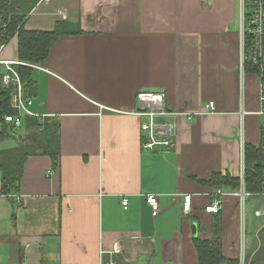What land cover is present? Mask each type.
I'll list each match as a JSON object with an SVG mask.
<instances>
[{
	"label": "crops",
	"instance_id": "0c3cea01",
	"mask_svg": "<svg viewBox=\"0 0 264 264\" xmlns=\"http://www.w3.org/2000/svg\"><path fill=\"white\" fill-rule=\"evenodd\" d=\"M239 11V0L37 5L25 30L53 31L67 21L80 32L56 41L32 68L26 110L60 122L61 157L58 168L47 156L31 157L11 198L0 173V264H198L194 240L213 238L215 217L205 207L215 192L196 179L240 177L243 145L262 143L254 78L241 97ZM2 57L19 61L17 33ZM5 74L0 66V86ZM140 92L165 95L169 115L156 123L170 129V151L143 149L146 119L127 114L141 109ZM209 102L216 114L205 113ZM223 193V254L237 259L241 198ZM147 195L159 199L157 217Z\"/></svg>",
	"mask_w": 264,
	"mask_h": 264
},
{
	"label": "trees",
	"instance_id": "16d2710c",
	"mask_svg": "<svg viewBox=\"0 0 264 264\" xmlns=\"http://www.w3.org/2000/svg\"><path fill=\"white\" fill-rule=\"evenodd\" d=\"M41 0H0V11L9 23V34L12 39L18 35L19 61L38 65L45 62L53 44L60 38L73 36L80 32L79 28L67 21H60L53 31H28L25 24L28 15L37 7ZM17 71L24 86V92L29 97L33 88L34 69L30 66H19ZM246 71L252 72L251 66ZM17 89L13 85L0 86V143L14 141L15 147L0 149V173L2 193L12 197L20 192L26 162L31 157L47 156L54 168L59 167L61 157L60 122L55 118L38 119L26 117L22 128L17 129L5 120L6 116H17L12 107L13 97ZM24 130V134L20 131ZM264 149L252 145L244 147V179L232 177L229 174L213 173L207 180L196 179L205 187L225 191L240 192L242 186L248 197H257L264 205V198L259 195L263 191L264 180ZM246 201V199H245ZM221 213L214 215L213 238L194 240L198 254V264H241L240 258L227 259L223 254L222 218ZM258 240L263 245L258 247ZM251 245V247H249ZM249 248V252H248ZM244 264H264V225L255 241L248 243Z\"/></svg>",
	"mask_w": 264,
	"mask_h": 264
},
{
	"label": "built area",
	"instance_id": "2783aa9c",
	"mask_svg": "<svg viewBox=\"0 0 264 264\" xmlns=\"http://www.w3.org/2000/svg\"><path fill=\"white\" fill-rule=\"evenodd\" d=\"M50 2V0H41V2ZM240 7V86L241 94L244 99L247 76L254 78L258 87V111L256 115L262 120L261 137L264 149V0H239ZM59 15L65 16L62 10L58 11ZM9 23L4 14L0 11V66L6 69V74L3 76V84L5 86L13 85L16 87L17 92L13 97L12 107L18 112L17 116H6L5 120L8 123H12L16 128H20L23 122V116H32L27 110L26 105H30L31 98L27 97L24 92V86L21 81L20 75L17 71L19 66H30L31 68H38L36 65H29L21 61H7L2 57V53L5 50L7 44L10 42ZM249 65L252 68V72L246 71V66ZM137 101L140 104L139 110L127 113L128 115L138 117L140 119H146L142 123L141 130L143 133L142 147L145 150L156 151H170L175 148V143L170 139V129L166 125H157L156 119L169 115V111L166 108V97L163 93L152 92H140L137 95ZM206 114H216V105L214 102H209L205 108ZM191 114H188L190 116ZM191 118V116H190ZM241 135L244 141V127H241ZM243 167L241 171V180L244 179V145L242 148ZM264 167V164H263ZM53 172L49 171L48 175H52ZM264 180V173H263ZM181 196V195H180ZM239 196L242 207L244 206L246 197L250 196L246 194L244 186H242ZM264 198L263 191L259 195ZM224 193L221 190H217L214 194L212 202L205 207V212L211 215H217L221 213L223 204ZM15 200H19V197H13ZM183 209L186 213L191 210L192 207V195H183ZM147 204L153 209V217L159 215V199L156 195H147ZM125 209L128 206V202H123ZM256 217L264 218V205L258 209L255 213ZM243 220V219H242ZM244 226H243V239L244 238ZM27 264V263H21ZM114 264V263H110Z\"/></svg>",
	"mask_w": 264,
	"mask_h": 264
},
{
	"label": "rangeland",
	"instance_id": "374dc122",
	"mask_svg": "<svg viewBox=\"0 0 264 264\" xmlns=\"http://www.w3.org/2000/svg\"><path fill=\"white\" fill-rule=\"evenodd\" d=\"M239 19H240V17H239ZM247 77L248 78L246 80V89H247L248 84H249L250 76H247ZM246 89H245V91H246ZM260 121L262 124V120H260ZM5 143H8L9 146L13 145V143L11 141H6ZM241 202H240V209H241L242 219H243L242 223L244 226V232H245V228H246V233H244L245 239H243V230H242L241 239H240V243H239V254H240L239 258L241 260V264H244L245 253L247 252L246 243H247V248H248V240H249L250 236H254L262 230L263 225H264V218H258L255 215L256 211L258 209H260L263 205L262 201L259 198H257V197H246V201H245L243 207H242ZM261 245H263V242L258 240V247H260Z\"/></svg>",
	"mask_w": 264,
	"mask_h": 264
}]
</instances>
